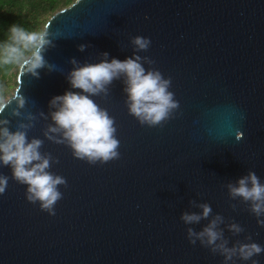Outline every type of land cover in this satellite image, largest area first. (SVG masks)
<instances>
[{
  "label": "water",
  "instance_id": "95a60500",
  "mask_svg": "<svg viewBox=\"0 0 264 264\" xmlns=\"http://www.w3.org/2000/svg\"><path fill=\"white\" fill-rule=\"evenodd\" d=\"M46 25L55 46L44 56L55 69H38L37 78L20 68L2 104L18 90L26 97L20 111L36 116L27 135L58 158L50 170L66 186L49 215L26 200V186L11 179L9 167H0L9 176L0 194V264H222L221 255L189 243L186 228L207 223L180 219L185 210L200 211L190 200L243 227L235 236L224 229L230 245L246 236L264 245V227L225 187L249 170L264 181V0H75ZM135 35L151 41L138 53L154 61L145 67L171 78L179 101L173 117L141 125L114 80L107 97L94 99L115 118L118 159L89 164L44 138L49 121L39 112L69 88L70 58L96 62L107 51L122 60ZM80 44L87 47L80 51ZM14 106L4 112L13 129L24 119L9 114ZM252 259L264 264V252Z\"/></svg>",
  "mask_w": 264,
  "mask_h": 264
},
{
  "label": "clouds",
  "instance_id": "9594fccd",
  "mask_svg": "<svg viewBox=\"0 0 264 264\" xmlns=\"http://www.w3.org/2000/svg\"><path fill=\"white\" fill-rule=\"evenodd\" d=\"M47 28L45 25L44 30L29 31L18 23L8 25L5 39L0 40V64H16L23 72L37 78L40 75L38 69L54 70L55 65L44 56L48 48L55 46L53 33ZM130 43L132 54L122 60L109 58L107 51L99 53L96 62L70 58L72 68L65 75L69 88L48 100L47 113L39 112L40 117L49 121L43 129L44 138L66 145L74 158L89 164H104L118 159L120 141L116 136L115 118L94 99L107 97L114 80L122 82L127 111L141 125L153 127L173 117L179 108V101L170 90L171 78L165 77L156 68H146L145 65H152L154 61L138 54L149 48L150 39L135 35L130 37ZM86 47V44L78 45L80 51ZM13 101L15 106L10 108L9 114L24 117L14 129L10 127L9 117L4 115ZM25 104L26 97L19 90L11 101L0 104V167H9L11 179L26 186L27 201L38 204L49 215H55V204L63 195L59 186H66V179L50 170L51 164L57 163L58 158L40 150L44 141L39 137H28V129L33 127L36 116L20 111ZM8 181V175L0 174V194L4 193ZM225 187L229 197L246 203L249 212L257 218L256 223L264 227V181L249 170L234 182L229 181ZM189 205L200 211H183L180 219L185 225L207 220L200 230L191 226L186 228L189 243L199 241L210 252L221 255L222 264H237V260L259 264L252 258L264 252V245L253 241L251 236L230 245L224 235L225 228L234 236L243 232L239 223L226 222L223 215L212 212L207 202L190 200ZM232 207L235 208V205Z\"/></svg>",
  "mask_w": 264,
  "mask_h": 264
},
{
  "label": "trees",
  "instance_id": "16d2710c",
  "mask_svg": "<svg viewBox=\"0 0 264 264\" xmlns=\"http://www.w3.org/2000/svg\"><path fill=\"white\" fill-rule=\"evenodd\" d=\"M75 0H0V40L5 39L6 29L18 23L29 31L44 30L48 20L59 10ZM16 64H0V104L13 95L17 83L13 81Z\"/></svg>",
  "mask_w": 264,
  "mask_h": 264
},
{
  "label": "rangeland",
  "instance_id": "374dc122",
  "mask_svg": "<svg viewBox=\"0 0 264 264\" xmlns=\"http://www.w3.org/2000/svg\"><path fill=\"white\" fill-rule=\"evenodd\" d=\"M14 71H15V72H14V74H13V81H14V83H15V82L17 83V76H18L19 70H18V69H15ZM17 84H18V83H17ZM14 89H16L15 86H14Z\"/></svg>",
  "mask_w": 264,
  "mask_h": 264
}]
</instances>
